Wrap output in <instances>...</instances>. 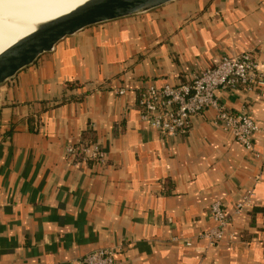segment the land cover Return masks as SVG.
<instances>
[{"label":"crops","instance_id":"crops-1","mask_svg":"<svg viewBox=\"0 0 264 264\" xmlns=\"http://www.w3.org/2000/svg\"><path fill=\"white\" fill-rule=\"evenodd\" d=\"M248 51L264 71V0H177L67 37L0 86V264H80L107 248L124 264H264V132L248 152L208 109L163 137L138 103ZM217 95L264 128V87ZM83 143L105 165L66 156ZM217 200L235 236L211 247Z\"/></svg>","mask_w":264,"mask_h":264},{"label":"built area","instance_id":"built-area-1","mask_svg":"<svg viewBox=\"0 0 264 264\" xmlns=\"http://www.w3.org/2000/svg\"><path fill=\"white\" fill-rule=\"evenodd\" d=\"M260 87H264V71L248 51L234 57H223L213 68H205L192 74L188 83L149 85L141 94L138 103L143 111L142 120L163 137L188 134L192 116L202 114L208 109L215 110L216 121L223 131L231 134L246 151L253 153L255 137L264 132V128L257 124L248 109L242 108L243 110L236 113L228 109L220 101L217 92L236 91L239 88L251 92ZM125 92L116 91L118 95H124ZM65 151L67 157L75 156L80 151L84 161L97 162L100 165H105L107 161L97 145H69ZM251 196L252 193L249 192L236 205V213L249 211ZM210 217L214 221V227L205 231L202 238L211 247H218L224 240L233 239L235 234L231 231L232 221L229 220L222 201L212 203ZM117 255L118 252L110 248L92 251L81 259L80 264H124Z\"/></svg>","mask_w":264,"mask_h":264},{"label":"water","instance_id":"water-1","mask_svg":"<svg viewBox=\"0 0 264 264\" xmlns=\"http://www.w3.org/2000/svg\"><path fill=\"white\" fill-rule=\"evenodd\" d=\"M177 0H87L73 11L37 24L31 34L0 53V86L55 51L60 41L89 27L161 8Z\"/></svg>","mask_w":264,"mask_h":264},{"label":"bare ground","instance_id":"bare-ground-1","mask_svg":"<svg viewBox=\"0 0 264 264\" xmlns=\"http://www.w3.org/2000/svg\"><path fill=\"white\" fill-rule=\"evenodd\" d=\"M84 1L87 0H0V53L34 32L37 24L67 14Z\"/></svg>","mask_w":264,"mask_h":264},{"label":"trees","instance_id":"trees-1","mask_svg":"<svg viewBox=\"0 0 264 264\" xmlns=\"http://www.w3.org/2000/svg\"><path fill=\"white\" fill-rule=\"evenodd\" d=\"M84 141L88 143V141H93V140L88 139V141H87V136H86V140H84ZM78 152H80V151H78Z\"/></svg>","mask_w":264,"mask_h":264},{"label":"rangeland","instance_id":"rangeland-1","mask_svg":"<svg viewBox=\"0 0 264 264\" xmlns=\"http://www.w3.org/2000/svg\"><path fill=\"white\" fill-rule=\"evenodd\" d=\"M50 13H51V11L49 12V14H50ZM49 14H48V15H49Z\"/></svg>","mask_w":264,"mask_h":264}]
</instances>
